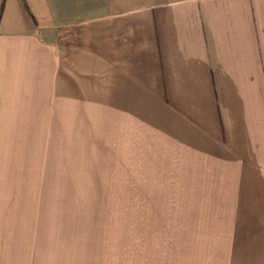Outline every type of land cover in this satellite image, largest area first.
<instances>
[{
  "label": "rangeland",
  "instance_id": "rangeland-1",
  "mask_svg": "<svg viewBox=\"0 0 264 264\" xmlns=\"http://www.w3.org/2000/svg\"><path fill=\"white\" fill-rule=\"evenodd\" d=\"M139 54L0 124V248L17 264H264V152L222 141L210 78L185 71L165 96ZM252 79L223 87L244 105Z\"/></svg>",
  "mask_w": 264,
  "mask_h": 264
},
{
  "label": "crops",
  "instance_id": "crops-1",
  "mask_svg": "<svg viewBox=\"0 0 264 264\" xmlns=\"http://www.w3.org/2000/svg\"><path fill=\"white\" fill-rule=\"evenodd\" d=\"M136 54L139 68L157 69L165 96L185 71L210 78L222 141H256L264 152V100L255 81L260 75L264 96V0H0V124L30 123L29 109L52 91L76 101L78 71H112L115 61L128 71ZM174 60L179 68L203 64L173 69ZM90 61L95 68H87ZM229 76L254 78L244 105L238 90L223 87ZM0 249V264L18 263L13 242Z\"/></svg>",
  "mask_w": 264,
  "mask_h": 264
}]
</instances>
